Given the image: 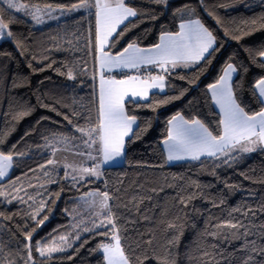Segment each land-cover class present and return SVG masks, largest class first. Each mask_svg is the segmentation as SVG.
Masks as SVG:
<instances>
[{
    "label": "trees",
    "instance_id": "1",
    "mask_svg": "<svg viewBox=\"0 0 264 264\" xmlns=\"http://www.w3.org/2000/svg\"><path fill=\"white\" fill-rule=\"evenodd\" d=\"M20 1L30 6L67 8L80 3ZM125 2L138 14L129 18L131 23L125 21L129 30L114 46L116 34L110 39L106 48L110 53L121 52L132 41L139 47H152L162 34L178 32L182 17L177 9H190L188 15L200 19L213 32L219 51L210 64L202 60L190 68L165 72V91H154L148 99L135 103L126 100L125 108L137 123L125 141L123 162L105 166L99 178L74 182L65 178L63 170L49 168L51 154L45 147L55 138L78 136L77 126L87 129L97 122L95 8L36 25L0 0V16L15 37L0 41V136L4 138L0 151L13 154L10 173L0 181L6 193L0 196V264H25V236L33 228L36 231L30 242L29 264H106L98 245L111 242L112 225L82 231L79 239L71 242L72 247L50 257H41L35 249L37 241L43 245L69 234L73 208L80 196L93 191L109 193L108 203L130 264H243L249 255L254 264H264V254L251 251L252 241L255 247L264 248V150L236 151L231 154L236 159L202 157L199 161L170 163L163 147L168 121L177 113L185 119L201 120L213 135L222 131L221 115L208 86L216 83L228 63L238 68L232 84L241 105L249 114L260 110L251 88L264 76L260 67L263 58L258 56L264 50V28L260 27L264 24V0H167L166 5L154 0ZM253 19L257 21L256 30L250 31L253 26L244 21ZM246 31L250 34L242 35ZM234 36L242 38L236 40ZM18 41L24 45L23 54L17 48ZM69 70L75 79L68 78ZM129 74L111 73L115 77ZM13 81L18 86H13ZM25 105L32 108L31 113L13 120ZM21 186L23 190L16 193L14 188ZM18 194L27 203L13 199ZM29 196L34 199L29 200ZM189 196L193 197L190 201ZM41 200L45 207L36 219L45 215L48 219L37 227L31 213L39 208ZM229 221L243 227H228ZM222 224L225 226L217 227ZM173 240L176 242L170 243Z\"/></svg>",
    "mask_w": 264,
    "mask_h": 264
},
{
    "label": "snow or ice",
    "instance_id": "2",
    "mask_svg": "<svg viewBox=\"0 0 264 264\" xmlns=\"http://www.w3.org/2000/svg\"><path fill=\"white\" fill-rule=\"evenodd\" d=\"M2 2L6 4L9 10H15L16 12L23 11L25 15L31 16L36 24L44 22L40 15L42 9L39 5L30 7L26 3H20L19 0H2ZM154 2L167 4V0H154ZM46 7L50 8L51 6L48 5ZM89 7L95 8L96 43L101 53L99 58L101 71L98 118L94 127L86 129L77 126L76 131L81 133L84 143L89 148H92L93 145L97 146L96 151L99 153V156H94L91 152L87 154L84 152H76V155H87V159L94 161L93 166L77 167L66 163L63 165L66 169H71L72 172H79L80 179H83L85 175L99 178L103 175L101 171L102 165L113 162L119 157H123L125 137H128L132 133V126L136 123V117L129 115L125 108V100H128L129 103H135L136 97L147 99L150 89L156 88L162 91L164 88L163 75L148 76L143 80L138 75H127L125 79L117 80L111 75L106 78L105 71L111 73L114 68H120L136 69L139 72L141 66L154 64L167 72L169 68L188 67L190 63L194 64L202 60L207 65L211 63L215 53L219 51V48L216 47V37L213 32L200 19H189L187 22L179 25V32L161 35L160 43L154 45L152 48L138 47L136 42L132 41L121 52L113 56L110 52L104 51L105 47L109 46L110 38L116 34L117 39L112 41V45L114 46L118 42V39L129 30V25L125 24V21H129L130 17H136L138 13L136 9L128 6L125 0H93L91 5H89L88 0H80V3L72 5L69 11ZM185 10L177 9V12H183ZM188 11L191 10L188 9ZM217 22H220L219 19H217ZM129 23L131 22L129 21ZM244 23L253 26L250 31L256 30L254 26L257 21L255 19L244 21ZM120 25H124V28L120 29ZM260 27L264 28V24H261ZM118 29H120L119 32L117 31ZM250 31H246L242 35H248ZM7 38L14 39L15 37L12 31L9 30V23L5 22L3 16H0V39ZM241 38L242 36L233 37L236 40ZM17 48L21 49V54H23L24 45L22 42H17ZM246 51L251 55L250 49H246ZM258 56L264 58V50H260ZM253 62H255V57H253ZM260 67L264 68V60L261 61ZM244 70L246 71V69ZM222 71L223 74L218 78L216 83L208 86L212 92V99L219 106L220 112L222 113V119L219 121V125H222V131L217 135H213L201 120L197 118L185 119L182 114L177 113L168 121L170 127L167 138L163 141L167 146L168 161L183 159L199 161L201 157L216 159L231 157L232 159H236V157L231 156L236 151L250 153L256 151L258 147L264 150V76L257 78L251 88L252 95L261 105V108L259 111L249 114L245 110V107L241 105L233 90L232 76L238 72V68L232 63H228ZM67 76L69 79H75L71 70L67 72ZM149 81H152V83H149ZM13 86H18L16 81H13ZM178 98L175 97L173 99ZM162 102L168 103L169 101L164 100ZM43 106L47 107V105ZM52 110L55 111L54 108ZM31 111L32 108L25 105L22 111L13 115V120L23 118L29 115ZM65 119H68V117L65 116ZM135 135L136 138H139V133ZM68 140V137H63L64 142H68ZM3 143L4 138L0 136V144ZM56 151L57 149H53V157ZM17 155H24V153H18ZM12 162L13 154L11 151L7 154L4 151H0V180L8 177L9 169L12 168ZM47 164L53 165V171H55L60 161L49 159ZM40 167L43 169L45 165H41ZM44 175L48 176L49 173L45 172ZM67 177L68 172H65V178ZM19 179L17 177V180ZM72 180L76 182L77 176L73 175ZM11 183L15 185L16 181H12ZM29 187H33V185L29 183ZM22 190V186L14 188L16 193ZM37 195L41 194L37 193ZM86 195L90 198L85 202L87 206L95 211L97 217L103 216L99 225L95 223V220L93 221V228L103 227L105 226V222L112 225L111 242L98 245V248L104 254L106 264H130V259L121 246L120 236L118 235L119 229L115 224L114 214L108 203L111 199L109 193L107 191L88 192ZM0 196H6L2 188H0ZM97 196L99 200L96 199ZM192 198V196H189L188 200L190 201ZM13 199H19L21 202L27 203V201H24L19 196H14ZM33 199V196H29V200ZM8 202L11 203V200ZM181 203H185V201L182 199ZM44 207L45 201L41 200L39 202V208L31 213V217L35 220L37 227L42 226L48 219L47 215L42 219H36ZM105 210L107 211L105 212ZM8 218L10 219V217ZM223 226L225 225H217L218 228ZM227 226L231 228L243 227L242 224L238 225L230 221L227 222ZM73 227L75 228L76 225H73ZM90 230L87 227L83 229V231ZM35 231L36 229L33 228L25 236L28 242L25 244V250L28 252V260H25V264H29V261L32 259L31 250L33 245L30 242L32 240V234ZM104 234L108 235V233ZM244 235L247 236L248 233L245 232ZM75 239H79L78 234ZM175 242V240L170 241V243ZM251 245L252 252L264 254V248L255 247V241H252ZM70 247H72V244L68 242L67 235L56 237L50 243H44L43 245L40 241H37L35 244V249L41 257H50L53 253L65 251L66 248ZM245 247L247 248L248 244ZM8 264H15V262L10 261ZM140 264H143V261H140ZM161 264H168V262L161 261ZM243 264H254L253 256L249 255Z\"/></svg>",
    "mask_w": 264,
    "mask_h": 264
},
{
    "label": "rangeland",
    "instance_id": "3",
    "mask_svg": "<svg viewBox=\"0 0 264 264\" xmlns=\"http://www.w3.org/2000/svg\"><path fill=\"white\" fill-rule=\"evenodd\" d=\"M19 2L22 3L20 0H19ZM40 8L42 9L40 15L42 16L43 21H44L41 24H36L35 21L31 18V16L25 15L23 11L18 12V13H21V14L25 15L26 17H28L36 25H44V24L58 22L63 18L69 17L71 15L77 14L81 11L88 9V8H80L79 10L69 11L70 8H67V7H50V8L49 7H40ZM186 10L187 11L179 12V16L182 17L180 24L182 21L184 22L185 19L188 20L187 19L189 17V15L187 13L188 9H186ZM1 40L2 39H0V41ZM105 48H107V47H105ZM104 51L107 52L106 49H104ZM68 138H69L68 142H64L63 137L55 138L54 140L49 142L45 147V149L48 152H50L51 159H56V160L60 161V164L58 166H56L55 170H63L64 173L68 172L67 178H71V179H72L73 175L77 176V180H84L87 178H96V177L85 175L83 179H80V173L79 172H72L71 169H66L65 167H63V165L65 163L71 164V165H74L77 167H92L93 166L94 161L87 159V155H84V156L76 155L75 154L76 152H84L85 154H87L88 152H91L92 155L99 156V153L96 151L97 146L93 145L92 148H89L87 146V144L84 143V139L82 138L81 133H79V135L74 137V138H70V137H68ZM163 147L166 150L167 146L164 143H163ZM53 149H57L54 157L52 155ZM66 149H71V150H66ZM48 166H49V168L53 169V165H48ZM103 166L104 165H102L101 171L104 168ZM0 181H2V180H0ZM93 192H97V191H93ZM17 196L21 197L22 194H18ZM88 199H90V198L86 194H83L82 196H80L78 205L75 208H73V211L71 212L72 229H71V232L69 234H66L68 236V242H70V243L75 239L77 234L79 235L83 231V229L85 227H87L89 229H93V221L94 220H95V223L97 225H99L100 221L103 219V216L97 217L95 215V211L92 208H89L87 206V204L85 202ZM96 199L99 200V197L97 196ZM106 211L107 210H105V212ZM73 225H76V227L74 228ZM105 226H110V224H107L105 222ZM95 228H99V227H95ZM83 232H86V231H83ZM57 243H59V241H57Z\"/></svg>",
    "mask_w": 264,
    "mask_h": 264
},
{
    "label": "crops",
    "instance_id": "4",
    "mask_svg": "<svg viewBox=\"0 0 264 264\" xmlns=\"http://www.w3.org/2000/svg\"><path fill=\"white\" fill-rule=\"evenodd\" d=\"M188 20L189 19H196L195 17H193V16H189L188 18H187ZM188 20H186L185 19V21L183 22H181V23H185V22H187ZM121 26V25H120ZM180 31V28H179V30H178V32ZM166 33H168V32H166ZM176 33V32H175ZM165 34V33H164ZM164 34H162V35H164ZM111 39V38H110ZM110 41V40H109ZM158 43H160V41L158 42ZM139 47V46H138ZM153 47V46H152ZM152 47H145V48H152ZM141 48H144V47H141ZM106 49V48H105ZM107 51V50H106ZM108 52V51H107ZM113 56H115L116 54H113V53H111ZM118 54V53H117ZM100 56H101V53L99 52V50H98V45H97V65H98V90H99V84H100V71H101V69H100V64H99V58H100ZM263 60H264V58H263ZM196 63H190V65L188 66V67H183V66H181V67H177L176 69H180V68H190V67H192V66H194ZM234 65V64H233ZM169 70H173V69H170L169 68ZM168 70V71H169ZM131 72L132 74H129V75H133V76H139V78L141 79V80H143V79H145V78H147L148 76H160V75H163L164 76V88H163V90L162 91H165V89H166V78H165V71L162 69V68H160V67H157L156 65H154V64H148V65H143V66H141V68H140V70H139V72H137V70L136 69H120V68H114L113 70H112V72L111 73H114V72ZM111 73H108L107 71H105V77L107 78V76H109V75H111ZM223 74V73H222ZM236 75V73H234L233 74V76H232V81H233V78H234V76ZM112 76V75H111ZM113 77H115V76H113ZM127 77V75L126 76H123V77H115L117 80H119V79H125ZM149 83H152V81H149ZM154 91H161V90H158V89H156V88H152V89H150L149 90V93H148V97L150 96V94L152 93V92H154ZM161 91V92H162ZM209 91H210V94H211V98H212V92H211V90L209 89ZM148 97H147V99H148ZM135 100H146V99H142V98H140V97H136L135 98ZM126 101V100H125ZM212 102H213V104H214V106H215V108L219 111V113H220V115H221V119H222V113L220 112V109H219V106L218 105H216L215 104V102H214V100L212 99ZM136 123H137V121H136ZM136 123L132 126V131H133V129H134V127L136 126ZM169 127H170V125H169ZM126 139H127V137H125V141H126ZM259 148V147H258ZM124 149H125V145H124ZM165 152H166V155H167V151L165 150ZM202 158V157H201ZM123 159H124V155H123V157H119V158H117L115 161H113V162H110V163H108V164H104V166L103 167H105V166H112V165H118V164H121L122 162H123ZM184 160H191V159H183V160H174V161H168V162H170V163H174V162H179V161H184ZM9 170H11V169H9ZM10 172V171H9Z\"/></svg>",
    "mask_w": 264,
    "mask_h": 264
}]
</instances>
